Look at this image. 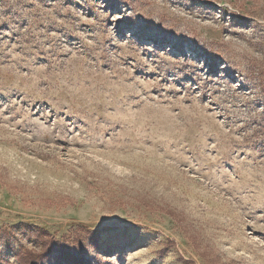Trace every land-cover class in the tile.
<instances>
[{
  "label": "rangeland",
  "instance_id": "374dc122",
  "mask_svg": "<svg viewBox=\"0 0 264 264\" xmlns=\"http://www.w3.org/2000/svg\"><path fill=\"white\" fill-rule=\"evenodd\" d=\"M19 223L90 264H264V0H0L7 264Z\"/></svg>",
  "mask_w": 264,
  "mask_h": 264
},
{
  "label": "trees",
  "instance_id": "16d2710c",
  "mask_svg": "<svg viewBox=\"0 0 264 264\" xmlns=\"http://www.w3.org/2000/svg\"><path fill=\"white\" fill-rule=\"evenodd\" d=\"M17 233L24 235L26 240L33 243L37 251L19 250L15 253L18 264H49L53 258L59 264H90L84 254L79 250H72L64 242L55 239L51 234L42 228L19 223L11 228ZM90 240L97 237L95 232H87ZM3 238L8 237V231H3ZM6 240V239H5ZM0 264H7V261L0 254Z\"/></svg>",
  "mask_w": 264,
  "mask_h": 264
},
{
  "label": "bare ground",
  "instance_id": "6f19581e",
  "mask_svg": "<svg viewBox=\"0 0 264 264\" xmlns=\"http://www.w3.org/2000/svg\"><path fill=\"white\" fill-rule=\"evenodd\" d=\"M85 213L83 212H76V213H72L71 215L65 217L64 220H73V221H85L86 222V215H83Z\"/></svg>",
  "mask_w": 264,
  "mask_h": 264
}]
</instances>
